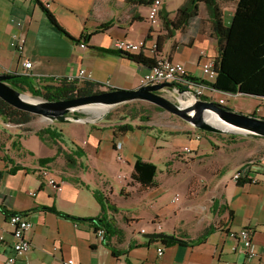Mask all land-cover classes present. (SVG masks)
Listing matches in <instances>:
<instances>
[{"label": "crops", "instance_id": "1", "mask_svg": "<svg viewBox=\"0 0 264 264\" xmlns=\"http://www.w3.org/2000/svg\"><path fill=\"white\" fill-rule=\"evenodd\" d=\"M108 1L0 0V74L22 75V63L28 60L32 68L27 77L35 86L49 78L74 79L84 70L93 82H109L111 89L130 90L137 87L149 68L99 49L112 50L118 40H145L147 50L142 52L147 59L168 58L181 63L190 78L205 79L203 65L219 56L217 41L210 35L205 4L199 5L205 33L188 27L166 38L160 18L158 25L151 26L149 6L144 10L141 5H133L116 17L105 12ZM218 1L229 23L238 0ZM42 7L71 37L92 34L86 48L62 35ZM163 10L167 12L165 4ZM107 22H112L109 28L94 33ZM14 33L26 40L21 53L12 46ZM157 42L160 51L154 54L150 50ZM221 94L205 93L215 101ZM254 99L257 109L261 101ZM94 125L86 121L51 122L42 116L15 125L0 117V264L14 254L9 212L27 214L32 223L31 250L16 264H66L69 260L76 264H264V138L252 136L262 142L259 153L249 152L241 163L227 164L204 192L197 189V194L191 196L187 186L185 196L180 198L172 170H165L166 178L172 181L165 186L156 177L155 188H141L131 176L138 158L154 163L158 169L155 160L166 147L171 152L166 162L177 151L184 155L185 147L197 150L200 156V145L185 134L186 126L175 128L180 133L174 138H163L155 134L159 127L151 123L116 137L114 129L121 123L108 119ZM64 127H69L71 133ZM47 128L60 132L62 139L55 143L48 136L40 137L38 132ZM117 143L123 145L121 152L116 149ZM77 149L80 154L75 153ZM53 157V162L40 163ZM246 164L251 182L239 185L233 176ZM104 217L123 232L109 245L94 230L93 220ZM242 229L253 233L256 259L249 260L241 243L229 235ZM152 233L172 235L178 240L151 241L147 235Z\"/></svg>", "mask_w": 264, "mask_h": 264}, {"label": "trees", "instance_id": "2", "mask_svg": "<svg viewBox=\"0 0 264 264\" xmlns=\"http://www.w3.org/2000/svg\"><path fill=\"white\" fill-rule=\"evenodd\" d=\"M135 1L138 6H150L154 0ZM200 3L206 6L211 26L210 35L217 41L219 51V56L215 59V72L217 78L214 83H208L205 80L196 78L190 79L197 84H203L209 87L210 89L206 92H221L223 94L256 98L261 101V104H264V0H238L235 12L229 23L224 19V14L218 0H186L176 11L174 19H170L166 11H161L159 18L167 33L166 38H172L174 32L185 30L188 27L194 28V31L197 33L206 32L203 20L199 18ZM42 9L49 22L65 37L81 44H85L91 38L92 34H84L78 39L71 37L59 25L55 16L46 7H42ZM111 24L112 22L101 24L94 33L106 30ZM159 40L160 38L158 41ZM156 46L157 51L155 54H159V42H157ZM99 50L104 53L115 54L137 64L145 65L149 70L156 64L155 61L147 59L143 52L130 54L114 49ZM11 75L13 78L9 81V84L13 88L20 92H29L33 97L48 102L70 100L104 92L101 88L102 84L93 82L89 79L71 80L68 78H49L42 80L35 86L29 81V77L27 76L17 73H12ZM109 90L114 89L109 88ZM202 100H209V98L205 95L202 97ZM219 100H216V102L220 107L229 109L223 104H220L218 102ZM252 115L258 116L256 111H254ZM0 117L11 124L25 125L30 123L36 115L13 108L0 99ZM135 129L141 130L144 129V127L133 126L129 123L121 124L114 129L115 137L134 131ZM38 135L40 137L48 136L55 143H57V139H62L60 132H54L49 128L39 131ZM75 153H79V149H77ZM55 159V157L41 159L40 163H50ZM67 160L70 164H73L70 156H67ZM15 171L16 170H12L11 172L14 173ZM157 171V166L154 163L145 162L141 158H138L134 164L131 178L133 182L138 183L141 188H155L158 186L156 180ZM249 172V165L246 164L238 171L239 177L236 183L241 185L251 182L248 177ZM110 209L115 210L113 207ZM52 211L61 214L56 210ZM15 213L16 212H9L7 216ZM65 216L69 217L68 215ZM93 222L96 233L100 229L104 230L103 239L107 245H109L108 243L113 237H121L123 234L122 230L118 229L114 223L108 221L105 217L94 219ZM150 240L153 241L154 239ZM162 241L164 243L175 242V240ZM181 243L185 244V242ZM113 253L116 254L115 252Z\"/></svg>", "mask_w": 264, "mask_h": 264}, {"label": "rangeland", "instance_id": "3", "mask_svg": "<svg viewBox=\"0 0 264 264\" xmlns=\"http://www.w3.org/2000/svg\"><path fill=\"white\" fill-rule=\"evenodd\" d=\"M161 2L167 6L169 18L174 19L176 11L186 2V0H161ZM133 5H138L135 0H109L108 3L104 5V9L105 12H111L113 16L121 17L122 13L120 11H126V9ZM143 7L144 8L142 9H147V6ZM81 12H83V9H79V13ZM161 27H163V25H161ZM21 93L25 96L32 97L34 100H42L40 98L33 97L29 92ZM162 95L176 104L180 102L179 97H182L184 100H193L187 99L180 94L170 91L165 92ZM220 97L224 101L223 105L234 111L244 114H252L256 111V100L254 98L222 93L218 96L217 100H219ZM78 114L84 115L81 117L82 120L87 119L88 121H91V114L84 112H79ZM70 115L74 116L75 113H71ZM258 117L262 116L258 115ZM108 119L121 124L129 123L135 126L146 123L155 124L159 127L155 134H158V136H164L163 138H174L177 136L180 132L175 131L174 129H177L178 126H186L187 129L184 132L189 136V129L191 128L189 123L178 116L172 115L167 111L161 108L159 109V107L145 101H135L113 107L108 110L103 120L93 122L91 124H95L94 126L96 127L100 124L106 123ZM64 128L67 133H71L69 127ZM195 143H198L200 145V149L202 150V152H200V156H197V150H194L190 155H181V151H177L171 156L170 162H166L165 159H167V157L171 154L170 147H166L158 152V157L160 159L155 160L159 167L157 171V179L163 185L166 186L167 183L172 181L171 179L166 178L165 170L173 171L174 174L172 176H175L174 178L178 180L179 183L177 186V193L180 195V198L185 196L187 186L190 187L189 194L191 196L197 194V189L200 190V193L204 192L208 189L207 186H212L214 181L218 179V175L222 172V170L224 171L227 164H239L242 160H244L243 158L249 152H256L257 150L259 153L263 149L261 140L256 139L251 135L231 133L209 134L202 132V140L199 142L196 141ZM205 146L210 147L205 148ZM113 168H116V166ZM203 186L205 187L203 188ZM179 195L176 196L179 197ZM183 200L186 199L183 198ZM121 201L124 200L121 199ZM126 202H129V200H126Z\"/></svg>", "mask_w": 264, "mask_h": 264}, {"label": "water", "instance_id": "4", "mask_svg": "<svg viewBox=\"0 0 264 264\" xmlns=\"http://www.w3.org/2000/svg\"><path fill=\"white\" fill-rule=\"evenodd\" d=\"M13 78L9 74H0V99L7 104L21 111L28 112L36 116H42L51 122H97L103 120L109 109L128 104L135 101H145L151 103L168 113L178 116L191 127L206 133L221 134H242L264 138V118L252 114H244L231 109L220 107L214 100H194L193 105L183 107L170 101L162 94L174 89L173 84H148L139 88L114 89L102 93L77 97L62 101H29L19 90L13 88L9 81ZM182 95V93H179ZM79 112L89 113L91 121L82 120ZM71 113H75L71 116ZM209 113L218 116L220 122L232 131H226L209 119ZM147 238L156 240H178L175 236L162 233H152Z\"/></svg>", "mask_w": 264, "mask_h": 264}, {"label": "built area", "instance_id": "5", "mask_svg": "<svg viewBox=\"0 0 264 264\" xmlns=\"http://www.w3.org/2000/svg\"><path fill=\"white\" fill-rule=\"evenodd\" d=\"M163 10V4L161 0H154L153 3L149 6V14H148V20L152 27H155L159 23V16L161 11ZM26 40L24 37H22L19 33H14L12 35V46L14 49L21 53L24 47ZM81 48L85 49L86 45L81 44ZM113 49L117 51H123L130 54H136L139 52H142L143 50H147V44L146 41L143 40L139 43H133L126 40H118L113 44ZM152 53H156L157 46H154L150 50ZM202 55H205L204 52H202ZM155 66L150 69L146 74H144L137 82V87L146 86L148 84H163V83H169L173 84L174 89L170 90V92H174L179 94L182 93L181 96H184L187 99H201L205 96V93L210 88L203 85V84H197L196 82H193L190 77L187 75V72L185 70V67L179 63L175 62L173 60H170L168 58H157L155 59ZM23 76H28L27 71L31 70L32 63L28 60H24L23 63ZM203 73L205 75V81L208 83H214L217 75L215 72V61L210 60L207 63L203 65ZM10 73L9 75H11ZM79 80L88 79L86 72L84 70H81L78 74L77 78ZM73 80V79H71ZM102 89L108 91L110 88V83L106 82L105 84H102ZM169 92V90L167 91ZM214 100V99H212ZM215 101V100H214ZM220 104H224L223 99H220L218 101ZM256 114L259 116H264V104H261L256 109ZM189 136L194 141H201L202 140V132L198 130L197 128L191 127L189 130ZM116 149L118 151H122L123 145L122 143H117ZM192 149L190 147H185L182 150V153L185 155H190L192 153ZM119 160H122V157L118 156ZM44 176L47 175V171L43 173ZM239 177L238 172L234 174L233 179L237 180ZM256 181H254L255 183ZM50 185L54 184L53 180L49 181ZM1 198V193H0ZM178 200V198H175V201ZM7 222L11 228V235L14 241L13 250L14 254L12 256H9L5 260V264H16V261L23 256H25L30 250H31V240L29 237V234L32 229V223L28 219L27 214L24 213H15L7 216ZM144 233V231H143ZM97 236L101 239L104 237V230L100 229L96 233ZM230 237L237 240L241 243L242 247L245 250L246 256L249 260L256 259L258 257V254L254 250L253 246V233L249 229H242L238 232L231 231ZM3 239V237L1 238ZM158 255H163V249H158ZM66 264H76L73 260H69L66 262Z\"/></svg>", "mask_w": 264, "mask_h": 264}, {"label": "bare ground", "instance_id": "6", "mask_svg": "<svg viewBox=\"0 0 264 264\" xmlns=\"http://www.w3.org/2000/svg\"><path fill=\"white\" fill-rule=\"evenodd\" d=\"M25 98L29 101H33L32 100V97L30 96H25ZM179 101L181 102L182 106L183 107H188V106H191L193 105L194 103V100H184L182 97H179ZM209 119L212 120L213 123H215L217 126H219L220 128L226 130V131H232L231 128H228V127H225L219 120L218 116L215 115L214 113H209Z\"/></svg>", "mask_w": 264, "mask_h": 264}]
</instances>
